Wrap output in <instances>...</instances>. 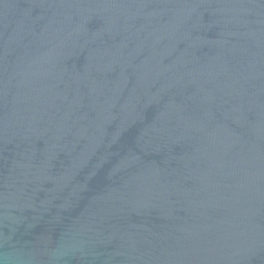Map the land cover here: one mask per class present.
<instances>
[{"label":"water","instance_id":"water-1","mask_svg":"<svg viewBox=\"0 0 264 264\" xmlns=\"http://www.w3.org/2000/svg\"><path fill=\"white\" fill-rule=\"evenodd\" d=\"M0 264H264V0H0Z\"/></svg>","mask_w":264,"mask_h":264}]
</instances>
